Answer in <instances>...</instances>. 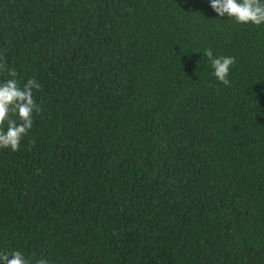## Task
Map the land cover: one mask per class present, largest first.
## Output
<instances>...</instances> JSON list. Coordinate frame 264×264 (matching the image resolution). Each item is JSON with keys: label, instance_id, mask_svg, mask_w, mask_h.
<instances>
[{"label": "trees", "instance_id": "trees-1", "mask_svg": "<svg viewBox=\"0 0 264 264\" xmlns=\"http://www.w3.org/2000/svg\"><path fill=\"white\" fill-rule=\"evenodd\" d=\"M0 53L43 108L0 149V251L264 264V25L209 0H0Z\"/></svg>", "mask_w": 264, "mask_h": 264}, {"label": "clouds", "instance_id": "clouds-1", "mask_svg": "<svg viewBox=\"0 0 264 264\" xmlns=\"http://www.w3.org/2000/svg\"><path fill=\"white\" fill-rule=\"evenodd\" d=\"M213 11L220 18L234 21L237 25H264V0H209ZM223 20V19H220ZM212 69V76L225 86H231L229 74L235 64L231 56H214L211 48L203 50ZM0 149L18 152L22 141L34 125V116L42 114L43 108L37 103L34 93L42 86L35 78L21 83L14 64L9 66L6 56L0 53ZM32 145L35 141H31ZM0 264H33V260L22 251H0ZM35 264H48L44 257Z\"/></svg>", "mask_w": 264, "mask_h": 264}]
</instances>
